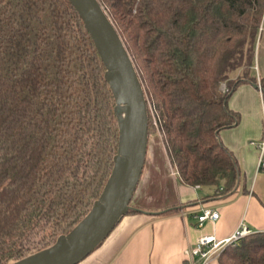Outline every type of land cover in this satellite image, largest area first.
Returning <instances> with one entry per match:
<instances>
[{
    "label": "trees",
    "instance_id": "obj_1",
    "mask_svg": "<svg viewBox=\"0 0 264 264\" xmlns=\"http://www.w3.org/2000/svg\"><path fill=\"white\" fill-rule=\"evenodd\" d=\"M100 1L141 77L150 135L157 119L179 180L216 197L248 194L221 132L241 122L232 94L259 83L264 0ZM105 72L68 0H0V264L52 246L100 197L119 142ZM260 85L264 100V76ZM143 212L134 205L127 215ZM218 260L264 264V231Z\"/></svg>",
    "mask_w": 264,
    "mask_h": 264
},
{
    "label": "crops",
    "instance_id": "obj_2",
    "mask_svg": "<svg viewBox=\"0 0 264 264\" xmlns=\"http://www.w3.org/2000/svg\"><path fill=\"white\" fill-rule=\"evenodd\" d=\"M255 62V74L260 81L264 76V37L256 47ZM229 106L241 113V122L222 130L221 139L237 157L249 193H242L240 187L233 195L208 201L213 188L189 186L173 174L161 136L162 149L148 151V179L142 188L139 184L135 195L140 193L141 200L134 205L154 203L158 209L179 211L167 216L149 211L125 216L104 243L79 264H187L186 249L196 245L203 235H215L222 240L241 224L256 232L264 231V155L261 161L259 151V140L264 136L261 88L249 82L242 84L232 94ZM207 206L218 210L220 218L200 226L197 215ZM210 264L220 262L217 259Z\"/></svg>",
    "mask_w": 264,
    "mask_h": 264
},
{
    "label": "water",
    "instance_id": "obj_3",
    "mask_svg": "<svg viewBox=\"0 0 264 264\" xmlns=\"http://www.w3.org/2000/svg\"><path fill=\"white\" fill-rule=\"evenodd\" d=\"M82 18L106 68L115 97L118 150L107 183L90 212L41 251L11 264H79L98 249L132 208L149 149V102L136 65L100 0H68ZM260 88L259 84H254Z\"/></svg>",
    "mask_w": 264,
    "mask_h": 264
},
{
    "label": "built area",
    "instance_id": "obj_4",
    "mask_svg": "<svg viewBox=\"0 0 264 264\" xmlns=\"http://www.w3.org/2000/svg\"><path fill=\"white\" fill-rule=\"evenodd\" d=\"M260 85V81L258 83ZM261 88V85H260ZM226 90V86L224 88ZM264 126V121H263ZM261 149V161L264 155V136L259 145ZM174 175H178L174 169ZM200 187V186H196ZM220 218V212L213 207L202 208L201 213L197 215L198 225L203 226L206 221L216 222ZM258 232L251 230L247 225L241 224L236 231L225 239H218L215 235H203L199 238L196 245L186 249L185 255L187 257V264H210L219 259L226 247L240 239L251 237Z\"/></svg>",
    "mask_w": 264,
    "mask_h": 264
},
{
    "label": "rangeland",
    "instance_id": "obj_5",
    "mask_svg": "<svg viewBox=\"0 0 264 264\" xmlns=\"http://www.w3.org/2000/svg\"><path fill=\"white\" fill-rule=\"evenodd\" d=\"M264 37V19H263V23H262V28H261V31H260V35H259V38H258V44L259 42L261 41V39ZM257 44V45H258ZM223 88H225V86H223ZM154 124L158 130V132L156 133H153V135H150V140H149V153H153V152H159L160 149H162V141H161V133H160V130H159V123L157 121V119H154ZM260 142H262L261 140H259ZM259 151L261 152V149L259 147ZM147 161V160H146ZM146 165V164H145ZM148 168H144V172H143V175H142V181H140V188L143 187V185L145 184V182L147 181L148 179ZM179 179V178H178ZM175 195H177V190L175 188ZM171 194L173 195V192H171ZM133 201H132V208H134V204H137V202L140 203V193L136 194L135 197H133ZM212 198H216V196H214L213 194L211 195V197H209V199H207L208 201H211ZM139 209L143 210V211H149V212H162L164 210H167L168 208H165V209H158L157 206L154 205V203L152 204H146V203H142L141 207H138ZM159 210V211H157ZM252 240L255 239V238H251Z\"/></svg>",
    "mask_w": 264,
    "mask_h": 264
}]
</instances>
